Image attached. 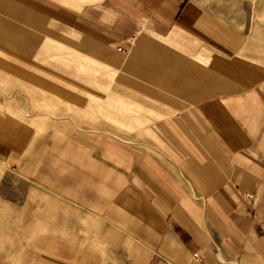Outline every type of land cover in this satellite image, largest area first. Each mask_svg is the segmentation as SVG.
<instances>
[{"label":"crops","instance_id":"0c3cea01","mask_svg":"<svg viewBox=\"0 0 264 264\" xmlns=\"http://www.w3.org/2000/svg\"><path fill=\"white\" fill-rule=\"evenodd\" d=\"M29 2L48 18L121 48L126 94L142 104L141 140L100 146L132 203L117 204L115 195L108 206L85 205L88 222L78 227L92 232L86 258L264 264V55L198 0ZM3 3V13L41 28L27 15L37 17L36 11ZM10 36L16 53L28 55L17 34ZM9 61L13 68L26 65Z\"/></svg>","mask_w":264,"mask_h":264},{"label":"rangeland","instance_id":"374dc122","mask_svg":"<svg viewBox=\"0 0 264 264\" xmlns=\"http://www.w3.org/2000/svg\"><path fill=\"white\" fill-rule=\"evenodd\" d=\"M14 1L36 11L27 15L41 28L3 13L0 0V264H93L84 252L92 257V232L78 227L85 205L108 206L115 195L132 203L100 146L141 140L142 104L126 94L118 49ZM198 1L264 55V0ZM11 34L28 55L16 53ZM9 60L26 64L21 74Z\"/></svg>","mask_w":264,"mask_h":264},{"label":"built area","instance_id":"2783aa9c","mask_svg":"<svg viewBox=\"0 0 264 264\" xmlns=\"http://www.w3.org/2000/svg\"><path fill=\"white\" fill-rule=\"evenodd\" d=\"M118 51H121V48H118ZM248 197H249V198H251L252 196H251V195H249ZM193 257H194V259H195V260H197V259H198V255H197V254H194V256H193Z\"/></svg>","mask_w":264,"mask_h":264}]
</instances>
